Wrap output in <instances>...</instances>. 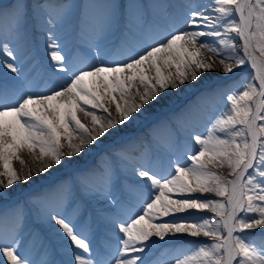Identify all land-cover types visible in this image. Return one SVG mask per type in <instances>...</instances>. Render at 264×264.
Listing matches in <instances>:
<instances>
[{
  "label": "snow or ice",
  "instance_id": "snow-or-ice-1",
  "mask_svg": "<svg viewBox=\"0 0 264 264\" xmlns=\"http://www.w3.org/2000/svg\"><path fill=\"white\" fill-rule=\"evenodd\" d=\"M213 71L228 86L206 85ZM179 94L191 102L149 119ZM24 150L37 176L71 171L0 203V264H264V0H0V201L32 180L12 164ZM94 204L114 247L93 243ZM33 216L57 244L24 243Z\"/></svg>",
  "mask_w": 264,
  "mask_h": 264
},
{
  "label": "rangeland",
  "instance_id": "rangeland-1",
  "mask_svg": "<svg viewBox=\"0 0 264 264\" xmlns=\"http://www.w3.org/2000/svg\"><path fill=\"white\" fill-rule=\"evenodd\" d=\"M140 2L148 3V4H162V3H165V2H172V3H176L178 5H186V4L190 3V2H202V0H140ZM178 11L182 13L184 11V9L181 8ZM41 55H42V58L39 59L40 57L38 58V56H36V53H35V60L33 62V68H32V70L30 72V75H32L34 77V79H35V82L40 85V87L37 90L38 91H45L46 90L45 89V85H49V80L50 79L55 80L56 77L53 76L52 73H51L49 61H48V58L46 57V55L44 53V50H43L42 46H41ZM117 58H119V57H117ZM60 75H62V74H59V73L57 74V76H60ZM43 80H45L47 83L44 82ZM204 83L206 85L211 84V85H214V86H222L223 87V86H228V83H230V82L226 81V79L224 77V74L221 72V74L219 76H217L216 78H212L211 80H209L207 82H204ZM189 100H190L189 97L183 94L181 97L171 101L167 106H165L163 108L157 106L153 110H151V115H150L149 119L151 121H157V119H160V117L162 116L164 111H167V110H170V109H179V108H181L182 105H184ZM113 114H114V108H113ZM78 115H79V113H78ZM81 120H82V122H84L86 124L89 123L88 121L85 122L82 119V117H81ZM145 131H147L146 127H144L143 129L137 128L131 134L132 135H143V132H145ZM197 131L198 132H203L204 131L203 126H201V128H198ZM179 135L181 137H183V132H181ZM113 146L114 145L112 144L111 141H107V140L105 141V147L111 148ZM20 156L25 161V164L22 165L20 163V161L16 160V159H13V161H12L13 167H14V163H16L17 166H18L17 169H20V171L23 170V169L27 170L29 166H31L32 168L33 167L35 168L37 165H39V162L34 161L33 158H32V155L30 153H28L26 150L22 151L20 153ZM76 158H79L81 161H77L75 163H78L81 166H83L85 164H88V163H91V160L88 159V158H84L82 156L81 157H76ZM15 169H16V167H15ZM70 171H71V168H66V169H62L60 171H55L52 174L53 176H49L48 173L41 174L40 176L35 175V176L32 177V180L30 182H28V183H19L17 185H14L13 188L9 189V190H11V191L14 190L15 191V193H13L15 195L12 194V197L14 196V199L17 200V198H20V197H22L24 195L29 194L28 192H32V191L40 188L46 182L55 181V180H58L61 177L63 178L64 174H66L65 172H70ZM212 171H215V172H217V174H219V175H221L223 177H226L228 179H232L233 178V177H231L229 175L230 169H228L227 167L213 168ZM33 172H34V170H33ZM28 185L32 186V187H29L30 189H27ZM24 190H27L28 192H26ZM18 193H23V194H21L20 196H17ZM203 195H205V196H213V194H210V193H205ZM9 197H6L3 201H0V203L5 204V200L8 199ZM213 198L221 199L219 197H213ZM192 211H195V210H192ZM103 214L105 215V213H103ZM208 214L211 215V213H208ZM91 215H93V214H91ZM104 221L105 220L102 217L101 220H100V223H102ZM105 225L107 226L106 223H105ZM108 226L110 228L108 230L105 229V232H109V233H106V234L116 238V233H114L111 230V226L110 225H108ZM46 228H47V232L49 233V235L55 236V233L52 230V226L51 225L46 224ZM186 239H188V240H199V239H207V238H203V237H201V238L186 237ZM56 242H57V240H56ZM112 242H114L113 243V247L118 244L117 240H116V242H115V240L112 241ZM160 243H163V242H160ZM175 245L179 246V247L188 246V245H185L184 240L176 241ZM162 260L165 262V264H167V260H168L167 257H162Z\"/></svg>",
  "mask_w": 264,
  "mask_h": 264
},
{
  "label": "trees",
  "instance_id": "trees-1",
  "mask_svg": "<svg viewBox=\"0 0 264 264\" xmlns=\"http://www.w3.org/2000/svg\"><path fill=\"white\" fill-rule=\"evenodd\" d=\"M190 102H191V100L187 101V103H190ZM183 106H181V107H183ZM174 110H177V109H170V110L164 111L162 116L160 117V119H157V121L162 120V119L163 120L167 119L169 116H171L173 114ZM38 166L39 165H37L35 168L34 167L32 168L31 166H29L27 170L23 169V170L20 171V169H17L18 168L17 164L14 163V168L16 167V169L18 170L17 172L20 173L21 175H23L24 173L28 172L29 169H30L32 171V173H33V176H35V172H36ZM2 170H3L2 161H0V171H2ZM33 170H34V172H33ZM65 173L66 174H64L63 178L61 177L58 180L46 182L40 188H38V189H36V190H34L32 192H29V194H27V195H24V196L18 198L13 203H15V202H23V201L31 198L32 196L36 195L38 191L42 190L44 187H47L49 184L54 183V182L55 183H59L60 181H62L64 179H67L69 172H65ZM6 191L8 192L7 196H9V195H11V194H13L15 192L14 190L11 191L9 189L6 190ZM101 207H102V205L94 204L93 208H89L88 209L89 214L90 215L93 214L94 219L96 220V227H95L94 233L92 234L91 238H92L93 243L95 245L103 246V245L107 244V245L113 246L112 241L116 240L115 237L107 235L106 233H109V232H105V229L108 230L110 227L108 225L107 226L105 225V223H106L105 221L100 223V220H101L102 217L101 216L99 217L98 214L101 213V212H94L93 211L94 209H98V208H101ZM55 239H56L55 236L49 235V233L47 232V228H46V224L45 223L37 220L34 216L30 217V219H29V228H28V231L25 232V236H24V243L25 244L30 246L31 243L34 240H38V241L43 242L45 244L55 245V244H57V242H56L57 239L56 240ZM56 258L57 259H65V260L68 259L67 256L63 255V253L58 254Z\"/></svg>",
  "mask_w": 264,
  "mask_h": 264
},
{
  "label": "bare ground",
  "instance_id": "bare-ground-1",
  "mask_svg": "<svg viewBox=\"0 0 264 264\" xmlns=\"http://www.w3.org/2000/svg\"><path fill=\"white\" fill-rule=\"evenodd\" d=\"M208 55H211L210 53L208 54ZM221 74V72H215V71H213L212 73H204L203 74V76L204 77H208V79L207 80H205L204 82H207V81H209V80H211L212 78H216L217 76H219ZM202 79H203V77H202ZM196 83H199V82H196ZM183 94H179L178 96L177 95H174L173 97H172V100L171 101H173V100H175V99H177V98H179V97H181ZM154 109V108H153ZM152 109V110H153ZM79 115L82 117V119L86 122V121H88L89 122V119L88 118H85L84 116H83V114H80L79 113ZM75 160V159H74ZM74 162V161H73Z\"/></svg>",
  "mask_w": 264,
  "mask_h": 264
},
{
  "label": "water",
  "instance_id": "water-1",
  "mask_svg": "<svg viewBox=\"0 0 264 264\" xmlns=\"http://www.w3.org/2000/svg\"><path fill=\"white\" fill-rule=\"evenodd\" d=\"M53 171H54V170H53ZM53 171H52V172H53ZM29 187H32V186H29V185H28L27 189H30ZM25 191H27V190H25ZM9 201H10V200H7V201L5 202V204H8Z\"/></svg>",
  "mask_w": 264,
  "mask_h": 264
}]
</instances>
